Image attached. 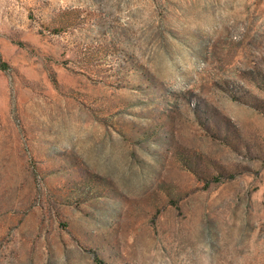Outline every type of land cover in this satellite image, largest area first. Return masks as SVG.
Returning a JSON list of instances; mask_svg holds the SVG:
<instances>
[{
    "label": "rangeland",
    "instance_id": "rangeland-1",
    "mask_svg": "<svg viewBox=\"0 0 264 264\" xmlns=\"http://www.w3.org/2000/svg\"><path fill=\"white\" fill-rule=\"evenodd\" d=\"M0 264H264V0H0Z\"/></svg>",
    "mask_w": 264,
    "mask_h": 264
}]
</instances>
